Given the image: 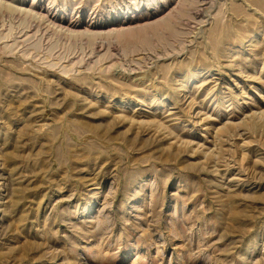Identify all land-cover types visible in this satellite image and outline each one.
I'll return each mask as SVG.
<instances>
[{
    "label": "rangeland",
    "instance_id": "374dc122",
    "mask_svg": "<svg viewBox=\"0 0 264 264\" xmlns=\"http://www.w3.org/2000/svg\"><path fill=\"white\" fill-rule=\"evenodd\" d=\"M21 1L0 264H264V0Z\"/></svg>",
    "mask_w": 264,
    "mask_h": 264
},
{
    "label": "bare ground",
    "instance_id": "6f19581e",
    "mask_svg": "<svg viewBox=\"0 0 264 264\" xmlns=\"http://www.w3.org/2000/svg\"><path fill=\"white\" fill-rule=\"evenodd\" d=\"M8 1V0H7ZM17 1V3L19 4L17 7H13V5L11 6V4L10 3H7L6 2V0H0V8H6V9H10L11 11H15L17 8L18 9H20V10H24V16H28V15H30L31 16V13H35V11H34V6H30V7H28L27 9L26 8H23V7H21L25 2H23V1H21V0H16ZM16 4V3H15ZM33 4V3H32ZM16 6V5H15ZM44 7V6H43ZM16 8V9H15ZM37 11V10H36ZM15 12H18V11H15ZM157 12V11H156ZM18 13H20V11L18 12ZM17 13V14H18ZM39 13V12H38ZM37 13V14H38ZM21 14H22V11H21ZM35 15V14H34ZM40 16V15H39ZM38 16V17H39ZM43 16V15H42ZM22 17V16H21ZM31 17H33V15L31 16ZM36 17V16H35ZM45 17V16H44ZM164 17V16H163ZM168 17H169V15H168ZM23 18V17H22ZM29 18V17H28ZM40 18V17H39ZM170 18V17H169ZM168 18V19H169ZM48 20V19H47ZM160 20V19H159ZM166 20V19H165ZM166 22H167V20H166ZM55 23V22H54ZM53 23V24H54ZM57 23H58V26L60 27V29H64V30H67L68 31V33H69V36H75V37H77V36H83V35H86V36H88L89 38H93V39H95L94 37H96V36H98V33L97 32H93V31H91L90 29H92L93 28V26H92V28H89L88 30L86 29V31H84V32H78V31H76L77 30V28H75L76 30L74 31V28H73V31H72V29H70L69 27H65L64 25H67V26H70L69 24H67V22L66 21H62V20H58L57 21ZM56 23V24H57ZM150 23V25H155L156 23H157V21H156V19H155V21H152V22H149ZM162 23V22H161ZM164 23H165V21H164ZM55 24V25H56ZM121 24V23H120ZM159 24H160V21H159ZM163 24V23H162ZM133 25H135L134 23H133ZM137 26H138V24H136ZM144 25H145V23H144ZM146 25H148V24H146ZM157 25V24H156ZM155 25V26H156ZM57 26V25H56ZM57 26V27H58ZM97 26V25H96ZM109 26V25H108ZM119 26V25H118ZM136 26V27H137ZM143 25H141V26H139V27H142ZM154 26V27H155ZM53 27V26H52ZM56 27V28H57ZM89 27V26H88ZM135 27V26H134ZM134 27H131L130 28V26H128V25H121L120 26V28H115V29H113L112 30V32H114V34H116L117 35V33H125V32H132V31H134V29L136 28H134ZM138 27V28H139ZM150 27H153V26H150ZM79 28V27H78ZM87 28V27H86ZM98 28V27H97ZM145 28H147L146 26L144 27V29ZM149 28V27H148ZM58 30H60L59 28H57ZM108 29V28H107ZM130 29L132 30V31H130ZM143 29V30H144ZM82 30V29H81ZM99 30V29H98ZM110 30V29H109ZM108 30V31H109ZM103 31V30H102ZM135 31H136V29H135ZM144 31H146V30H144ZM58 32H60V31H58ZM57 32V33H58ZM62 32V31H61ZM104 32V31H103ZM111 32V33H112ZM64 33H66L67 34V32L65 31ZM100 33H102V32H100ZM110 33V34H111ZM126 34V33H125ZM103 35V34H102ZM105 35V34H104ZM109 35V34H108ZM107 34H106V36H108ZM122 35V34H121ZM150 35V34H149ZM64 36H66V35H64ZM99 36H101V35H99ZM117 36H119V34L117 35ZM232 123V122H231Z\"/></svg>",
    "mask_w": 264,
    "mask_h": 264
}]
</instances>
